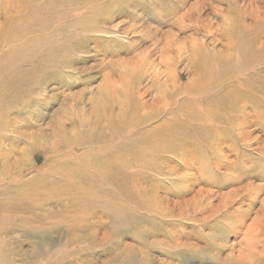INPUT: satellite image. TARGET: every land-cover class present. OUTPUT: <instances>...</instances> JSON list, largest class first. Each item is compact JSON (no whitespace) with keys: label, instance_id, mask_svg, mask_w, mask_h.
I'll use <instances>...</instances> for the list:
<instances>
[{"label":"rangeland","instance_id":"obj_1","mask_svg":"<svg viewBox=\"0 0 264 264\" xmlns=\"http://www.w3.org/2000/svg\"><path fill=\"white\" fill-rule=\"evenodd\" d=\"M38 2L25 1L39 11ZM253 5L264 9V0H122L111 6L108 16H113L105 23L106 32L87 34L92 39L68 56L61 69L42 68L40 54L29 60L27 42L40 34L33 35L32 26L25 31V25L10 24V47L6 45L10 60H0V109L2 99L8 97L9 83L11 94L9 114H0L4 126L0 130V264H231L235 260L242 247L243 231L254 222H264V178L256 177L264 171V118L248 119V145L238 140L239 144L229 149L226 147L231 141L226 138L228 145H224L223 154L230 169L216 167L211 161V168L200 175L197 170L179 167L180 160L168 155V164L178 175L166 177L136 170L137 178L141 176L143 182L154 185L141 186L146 200L140 199L138 207L124 201L115 204L110 198L109 192L120 198L122 186L108 184L106 154L83 155L95 145L87 144L75 151H69L67 145L59 149L51 145L54 137L65 140L58 136L59 126L68 128L80 111L90 115L114 83L126 84H120L124 77L132 75L126 84L128 89L133 88L137 77H142V93L150 89L160 73L169 72L167 75L177 79L181 76L176 84L187 86L194 77V72L188 70L191 45L205 43L216 54L224 55L228 44L225 30L233 17L231 7L244 11L243 25L250 28L254 24L250 17ZM2 17L0 13V20ZM180 56L185 59L183 63ZM165 59L168 69L161 65ZM127 65L133 69H129L130 75ZM135 65L141 66L140 71L135 68L137 73ZM28 68H32L31 75L27 74ZM227 68L220 69L219 75L228 73ZM173 86L170 82V91ZM156 92V87L151 88L145 100L152 102ZM156 125L151 122L144 129ZM70 130L66 138L71 136ZM232 137L238 139L237 135ZM234 177L240 181L236 179L235 183ZM182 180L189 184L180 183ZM239 186H262L263 191L249 209L242 231L235 236L229 229L223 242L221 229L232 221L219 215L204 220L219 205L221 195ZM153 199H161L166 216L143 210ZM244 201V205L241 200L234 202L229 212L236 213L240 206L248 209L250 201ZM184 205L187 209L182 208ZM207 210L211 213H205ZM213 243L218 245L216 249L211 248Z\"/></svg>","mask_w":264,"mask_h":264},{"label":"bare ground","instance_id":"obj_2","mask_svg":"<svg viewBox=\"0 0 264 264\" xmlns=\"http://www.w3.org/2000/svg\"><path fill=\"white\" fill-rule=\"evenodd\" d=\"M21 1L5 0L3 1L4 4L0 5V13L3 15L0 20V60H10V48H7L6 45L9 44L10 47V31L8 30L10 24L15 22V25L18 26L25 25L23 27L25 31L32 26L33 35L40 34L38 37L35 36L31 42L28 41V44L26 43L29 49L25 50L29 56L28 59L32 60L33 57L40 54L42 57L40 66L42 68L61 69L65 68V59L68 56L82 50L84 43L92 39L88 38L87 34L106 32L105 23L110 21L113 16H108L109 10L112 5L122 0H33L37 4L40 3L38 1H41L38 7L39 11L33 7L34 5H30L33 8L28 11L27 8L30 7L25 1L29 0ZM242 11L238 7H231L230 12L233 17L229 19L230 22L225 30L228 44L224 55L216 54L212 47L205 43L191 45L189 67L188 65L186 67L194 72V77L187 86L177 85L176 82L181 76H178V79L170 77L167 75L168 72L158 74L154 84L144 93L140 89L141 80L139 79L142 77H137L135 84L133 83V88L128 89L126 84L128 81L131 82L130 77L132 75L129 76L131 72L129 69L132 67L129 66L128 69L127 65L129 73L127 71L126 74L128 73L129 77L123 76V82L120 83L126 84L114 83V86H111L101 96L100 100L103 103L101 102V105L93 104L95 106H93L90 115L80 111L77 113L75 121L69 124L68 128L64 125L59 126L58 136L65 137V140L61 142L54 137V143L51 147L59 149L63 144L64 146L67 145L69 151H75L87 144L95 145L96 147L90 148L91 150L83 151V155L93 153L95 156L101 152L106 154L104 167L110 172L108 184L122 186L119 193L120 198L109 192L110 198L114 199L115 204L124 201L137 207L140 205V199L146 200L143 197V191L140 190L141 186L144 184L147 186L154 185L150 182H143L141 176L137 178L135 171L143 169L166 177L178 175L177 170L168 164V155L180 160L179 167L185 170L190 169L191 172L197 170L200 175L206 174L212 163L216 167L221 166L230 169V166H227L229 164L228 158L223 154L224 145H228L226 138L231 141V145L226 147L229 149L238 143V140L242 141V144L248 145L249 138L246 130L250 123L248 119L264 118V9L253 5L250 17L254 24L250 28L243 25L244 11ZM25 12H28L27 16L24 15ZM21 17L23 18L21 19ZM210 35L215 37L213 33ZM41 36H46L45 39H42L43 41L39 39ZM182 49V51L185 50ZM184 53L188 54L189 52ZM180 57L181 62L185 60ZM161 65L168 69V59H165ZM224 67H228V73L222 77L219 75V70ZM133 68L135 71V68L139 70L138 66ZM30 71L32 68H28V75L32 74ZM170 82L171 85H174L171 91L168 88ZM154 87H156L157 92L151 97L153 101H146V96ZM7 90L9 91L8 97L2 99L3 106L0 109V114H9L10 83L7 85ZM248 109H251V112ZM151 122L157 123V125L151 130H145L144 128ZM252 122L253 120H251V124H253ZM3 129L4 126L0 124V130ZM68 130L71 131V136L66 138ZM233 135H237L238 139H234ZM200 150L205 153L198 155L197 152ZM211 161L213 162L211 163ZM244 165L245 163H242L241 166ZM261 173L262 175L256 177L264 178V171ZM116 177L117 179H115ZM233 179L239 180L237 177ZM237 180L235 183L238 182ZM180 183L186 182L182 180ZM125 186H130V188ZM263 187H235L229 193L220 196L221 199L217 207L213 209L212 206L208 205L209 208L213 209V213L204 221L216 218L218 215L232 221L229 227L226 228L227 225H225L221 229L224 231L220 233L221 241H226L224 235L226 233L229 235V229L235 236L242 231L240 229L245 227V218L250 211L249 209L252 210L254 207L253 202L259 197ZM246 198L250 201L247 206L248 209L244 210L240 206L235 210L236 213L229 212L234 202L241 200V205H244ZM185 203L187 205V202ZM160 204H162L161 199H153L142 208L150 213H155V215L166 216L168 212L162 209ZM175 208L177 209V207ZM182 208H186L185 205ZM182 208L180 209L182 210ZM200 210L202 209L200 208ZM184 211L180 214L182 217L185 216ZM208 212L211 213L209 210L205 213ZM194 213H196V208H194ZM258 219L256 220L258 221ZM254 223L257 225L256 228H254L255 225H250V227L246 225L248 229L246 227V230L243 231L245 232L244 245L241 242L242 247L239 254L231 264H264V222ZM213 231L215 232V230ZM216 245L213 243L211 248L215 247L216 249L218 246Z\"/></svg>","mask_w":264,"mask_h":264}]
</instances>
